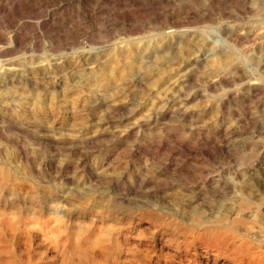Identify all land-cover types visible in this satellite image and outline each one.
<instances>
[{"label": "rangeland", "instance_id": "1", "mask_svg": "<svg viewBox=\"0 0 264 264\" xmlns=\"http://www.w3.org/2000/svg\"><path fill=\"white\" fill-rule=\"evenodd\" d=\"M262 256L264 0H0V264Z\"/></svg>", "mask_w": 264, "mask_h": 264}, {"label": "bare ground", "instance_id": "2", "mask_svg": "<svg viewBox=\"0 0 264 264\" xmlns=\"http://www.w3.org/2000/svg\"><path fill=\"white\" fill-rule=\"evenodd\" d=\"M243 246H245V245H243ZM96 247H97V245L95 244L94 245V248H96ZM253 260H255V262L257 264H264V256L253 258Z\"/></svg>", "mask_w": 264, "mask_h": 264}]
</instances>
